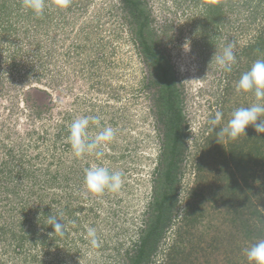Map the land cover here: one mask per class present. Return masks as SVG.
<instances>
[{
  "label": "rangeland",
  "instance_id": "obj_1",
  "mask_svg": "<svg viewBox=\"0 0 264 264\" xmlns=\"http://www.w3.org/2000/svg\"><path fill=\"white\" fill-rule=\"evenodd\" d=\"M144 1L152 14L151 28L156 35L159 53L171 68L181 94L179 102L185 155L179 163L174 187L178 204L173 209V215H177L178 210L179 219L182 208L179 202L183 203V195L193 183L191 160L198 149L196 146L203 140L207 126L211 125L213 115L219 108L223 109L221 122L224 127L234 109L255 102L251 93L236 90V82L251 67L247 69V60L242 51L254 42L256 23H250L245 13L243 16L228 14L227 19L234 22L225 23L220 30H214L215 35L209 33V37L199 27V21L206 3L211 0ZM71 15L73 19L68 16L65 27L54 25L48 35L35 33L30 23L14 21L17 30L29 28L26 34L35 41L37 49L40 46L46 55L47 77L44 81H47V85H33L26 81L13 85L8 80L10 76L5 64L2 65L4 69L0 71V78L6 80L3 88H0V139L7 142L12 139L16 145L24 146V153L30 157L40 154L43 161L37 162L45 168L49 167L51 173L63 161L67 182L62 184L73 195L68 198L71 194L64 192L62 197L69 200L72 207L85 208L76 211V219L69 222L62 242L42 247L40 242L32 238L26 241L23 253L16 254L11 252L16 243L7 237L5 242L0 243V248L4 245V248L9 249L7 254H0V260L6 261V264H125L126 251L130 252L133 243L139 239L138 228L142 219L148 216L149 203L153 197L157 179L155 167L162 156L164 139V126L159 118L156 101L160 85L155 80L158 78L133 42L129 26L123 20L119 0H91L80 15L77 11ZM90 28L92 31H89ZM85 32L89 35L86 36ZM205 36V40H202L201 37ZM18 37L22 40L13 41L12 44L22 48L21 59L24 54L31 55L35 46L30 47L24 35L19 34ZM186 40L190 41L191 49L187 54L182 48ZM226 42L234 44L237 63L227 93L224 92L223 96L222 91L227 88L228 81L224 76L226 73L210 62L215 52L222 53ZM21 61L20 66L23 67L32 64L29 56ZM22 84L30 86L25 88L24 93L18 89ZM38 109L42 114L36 117L34 113ZM89 115H99L102 125H110L116 130L114 140L98 149L103 152L102 157L74 156L72 151L67 150L68 135L62 136L64 142L60 140L55 144L54 134L58 132V127L63 125L68 130L74 119ZM33 131L35 134L29 137L27 134ZM89 131L94 136L99 129L90 125ZM39 136H44L45 141L38 142ZM31 144L34 145L31 147ZM93 164L121 172L122 188L118 192L105 191L102 195H96L86 193L84 180L75 184L74 179L78 180L80 172ZM217 174L208 172L209 178ZM43 193L46 195L45 201H48L54 192L53 189H46ZM19 195L27 200L28 194L22 192ZM28 198L30 206L26 214L32 217L33 211L29 209H35L38 203L35 197ZM208 213L196 224L194 233L201 235L203 240L200 243L194 240L193 246L196 248L192 250L188 264H226L223 251L228 246L220 247L215 252L209 242L215 230L219 234L224 229L221 215H213L211 210ZM11 216L20 219L15 212L6 218L11 221ZM89 227L97 231L99 248L91 247L86 239ZM175 228L172 226L167 229L160 239L156 255L151 257V264L162 261L163 251L171 244ZM38 231L42 235L41 230ZM10 242L13 244L9 247ZM235 258L238 259L239 255Z\"/></svg>",
  "mask_w": 264,
  "mask_h": 264
},
{
  "label": "trees",
  "instance_id": "obj_2",
  "mask_svg": "<svg viewBox=\"0 0 264 264\" xmlns=\"http://www.w3.org/2000/svg\"><path fill=\"white\" fill-rule=\"evenodd\" d=\"M90 1L71 0V6L61 10L55 7V0H47L48 6L44 15L37 17L23 6V0H0V71H3L2 65L5 64L10 76L7 79L10 83L17 85V82L26 81V83L32 82L33 85L39 84L44 87L47 85V81H44L47 77V69H45L47 62L44 59L46 55L43 54L39 45L37 49L35 41L26 34L30 31L29 28L17 30L14 21L30 23L35 33L43 32L48 35L54 25L65 27L69 21L68 16L73 19L71 13L77 11L80 15ZM197 1L200 2V0ZM119 3L123 20L129 26L133 42L158 78L155 80L159 81L157 83L160 85L156 101L159 105V118L164 126L163 152L159 165L155 167L157 179L153 187V197L149 203L148 216L142 219L138 228L139 239L133 243L132 254L131 251H126L125 264H151V257L156 253L160 239L172 226L176 228L172 234L171 244L163 251V258L159 264H188L189 257L193 254L192 250L196 248L193 246L194 240L199 243L203 240L201 235L194 233L196 224L206 216V213L209 214V210L213 215H221V224L224 227L222 233L218 234L215 230L209 237L211 249L216 252L220 250V247L228 246L223 251L226 264H249L244 250L258 239H264V134H258L254 126H248L245 137L227 139L217 135L223 127L222 122L207 126L202 136L203 140L196 146L198 149L191 160L192 187L183 195L185 198L183 203L179 202L184 213L179 214V219L177 218L178 210L177 215H173V209L178 204L174 187L179 173V163L185 155H183V150L185 151L183 117L179 102L181 94L175 84L176 78L171 68L159 53L156 35L151 28L152 14L147 3L144 0H119ZM262 3L264 0H211L206 3L199 21V27L203 28L208 36L209 33L215 35V31L224 27L225 23L234 22L232 19L230 21L227 19L228 14L243 16L245 13L244 16H248L247 20L250 23H256L255 40L242 51V55L247 60V69L256 59H264V6ZM169 23L171 25V22ZM204 27L208 31H205L207 29ZM89 31L92 29L90 28ZM14 34H16L15 37ZM19 34L24 35V40L30 47L35 46L31 55L24 54L21 59L22 48L12 44L13 41L22 40L18 37ZM85 35L89 34L85 32ZM11 37L14 40H11ZM206 37L201 39L205 40ZM210 44L207 45L211 46ZM25 56L31 58L30 66H20ZM234 74L235 72H231L224 75L228 81L227 88L222 91L223 96L224 92L227 93L229 81ZM5 80L6 78H0V88H3ZM23 84L18 88L22 93L29 86ZM219 111L223 113L222 108H219ZM34 114L39 117L42 111L38 109ZM214 117L215 115L212 119ZM33 134L35 131L27 135L31 137ZM68 134L69 129L66 130L63 125L58 127V132L54 134L55 144ZM8 141L0 139V243L10 237L13 243H16L11 252L21 254L26 241L32 238L35 242H40L42 247H47L53 242H62L69 229V222L76 219V211H83L85 208L72 207L73 204L62 197L64 192L71 194L68 198L73 195L72 191L63 187L62 184L67 182L63 161L59 164L61 166L51 173L49 167L45 168L37 162V160L43 161L40 154L36 153L30 157L24 153V146L16 145L12 139ZM40 141H45V137L39 136L38 142ZM33 145L31 144V147ZM67 145V150L71 152L69 141ZM208 172L218 174L209 178ZM80 174H77L78 180L74 179L75 184L84 180V172ZM77 187L80 188V185ZM46 189H53L54 192L50 196L51 200L47 199L48 201H45L46 195L43 193ZM22 192L28 194L27 200L19 195ZM28 197H35L38 203L35 209L32 207L29 209L33 211L32 217L26 214L30 206ZM11 212L19 215L20 219L11 216L9 221L6 216ZM59 213H63V216H59ZM41 214L58 215L65 224V234L60 236L53 233V228L46 224ZM39 229L42 235L38 234ZM50 234H52L51 238H49ZM13 243L10 242L9 247ZM8 250L3 245V248H0V254H7ZM237 255H239L238 259L235 258ZM155 262L158 261L155 260ZM0 264H6V261L0 260Z\"/></svg>",
  "mask_w": 264,
  "mask_h": 264
},
{
  "label": "clouds",
  "instance_id": "obj_3",
  "mask_svg": "<svg viewBox=\"0 0 264 264\" xmlns=\"http://www.w3.org/2000/svg\"><path fill=\"white\" fill-rule=\"evenodd\" d=\"M23 6L31 10L35 16L42 17L48 5L47 0H23ZM70 6L71 0H55V7L58 9L65 10ZM182 48L186 54L189 53L191 50L190 41L186 40ZM212 62L220 71L231 73L233 66L237 63L234 44L226 42L222 53L217 54L215 52L210 63ZM236 90L242 93H251L255 102L247 107L242 106L234 109L227 124L220 129L217 135L227 139L245 137V130L248 126H254L256 133L264 134V59H256L251 67L241 74L236 82ZM222 115V112H216L210 123L212 125L219 124ZM101 119L99 115H89L80 116L71 122L67 139L74 156L80 158L85 155H95L97 158L103 156V152L98 151V149L114 140L116 130L110 125H102ZM90 125H95L99 129L94 136L89 131ZM122 185L123 176L119 171H111L108 167L98 164H93L84 170L83 186L86 193L102 195L105 191L118 192ZM183 213L181 210L179 214ZM58 215L63 216V213ZM58 215L44 216L41 214L40 216H43L46 224L53 228V233L63 236L66 227ZM86 239L91 247H100V240L95 228H88ZM244 252L249 264H264V239H258Z\"/></svg>",
  "mask_w": 264,
  "mask_h": 264
}]
</instances>
